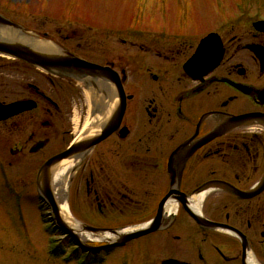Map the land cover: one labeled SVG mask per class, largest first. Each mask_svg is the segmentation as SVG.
Segmentation results:
<instances>
[{"label": "flooded vegetation", "instance_id": "1", "mask_svg": "<svg viewBox=\"0 0 264 264\" xmlns=\"http://www.w3.org/2000/svg\"><path fill=\"white\" fill-rule=\"evenodd\" d=\"M195 18L144 29L148 33L139 42L117 32L106 42H96L100 36L80 42L70 34L55 39L109 69L112 81L46 72L3 56L13 59L17 77L3 73L1 92L18 95L0 101L19 104L0 122L14 118L10 123L18 126L15 118L29 115L24 129L32 151L41 145L36 153L57 139L59 148L45 162L89 133L83 130L92 118L90 131L108 120L121 83L123 116L91 150L72 158L88 166L81 188L93 187L98 215L113 213L115 224L97 226L157 221L158 228L146 233L152 234L146 264H264V27L255 28L252 19L251 27L229 34L231 24L227 30L214 27L221 19ZM94 20L103 30L114 23L119 28L115 20ZM212 32L223 48L219 63H196V73L188 72L187 60ZM209 45L215 50L216 40ZM173 202L177 207L169 211ZM72 208L69 203L83 222Z\"/></svg>", "mask_w": 264, "mask_h": 264}, {"label": "rangeland", "instance_id": "2", "mask_svg": "<svg viewBox=\"0 0 264 264\" xmlns=\"http://www.w3.org/2000/svg\"><path fill=\"white\" fill-rule=\"evenodd\" d=\"M17 1L0 0V10L7 11L6 13L17 21L38 32L62 41L67 34L79 36L80 42L97 36L100 37L96 38V42L103 37L105 41V37L112 39L117 32L123 37L131 35L139 42L142 36L148 33L144 29L160 28L159 25L165 22L182 24L185 19L195 17L221 19L214 27L223 30L226 26L229 28L231 24L232 27L229 29L232 30L229 34H233L251 27L252 19L264 17V0H22L21 3ZM70 14L98 17L106 24H111L115 20L119 28H114L115 23L113 28L108 30L99 28L100 26L93 24V21L78 23ZM180 18L184 20L181 22ZM90 23L94 26L90 27ZM201 29L202 27H198V31ZM12 60L0 56V96L7 95L9 100L16 98L18 92L9 90L2 93L1 88L3 73L8 71L13 79L17 77L16 65L9 62ZM23 72L29 78L32 76V73L27 74L26 68H23ZM27 76L20 75L23 78ZM27 116L29 115L15 118L21 123L18 126L16 123L15 125L10 123L14 122V118L0 122V157L6 167L3 178L0 175V264H122L117 261L118 258L125 259L127 264H146L145 249L148 236L151 237L152 234L145 233V236L134 237L132 242L122 247L110 245L119 234L135 232L143 228L145 222L129 223L136 227L133 230H125L130 227L128 224L113 228L97 226L99 223L113 225L115 221L111 210H108L106 218L98 215L93 187L91 192H88L85 184L84 191L82 190V180L88 169L86 164L82 166L77 164L75 168L67 187V204H72L74 214L83 217L84 223L107 230L102 234L108 233L109 236L91 240L79 235L83 241L82 245L57 222L58 226L54 231L47 227V223L49 226L55 224L51 218L52 207L46 200H39L37 178L39 167L44 162L43 157L52 150H57L60 144L57 139H52L40 153H36L41 147L40 144L32 151V143L24 129ZM78 201L82 206V212ZM110 229H115L118 233L109 231ZM54 237L58 239L59 246L53 251L54 244L51 240Z\"/></svg>", "mask_w": 264, "mask_h": 264}, {"label": "water", "instance_id": "3", "mask_svg": "<svg viewBox=\"0 0 264 264\" xmlns=\"http://www.w3.org/2000/svg\"><path fill=\"white\" fill-rule=\"evenodd\" d=\"M213 34L214 33L209 34L201 41L197 52L186 63L185 67L188 72L192 74L196 73V63H209L207 68H213L219 63L223 54V49L220 47V43H218L217 50H210L208 53L205 52V47L208 43L210 44ZM0 52L21 58L50 72L86 79L103 77L112 81L115 78V75L106 67L78 57L52 39L25 27L21 23L11 20L2 13H0ZM116 93H118V97L116 99L114 98V102L117 103L112 108L108 120L99 127L92 128L91 131H88L89 133L83 134V136L70 149L64 150L50 157L40 167V172L37 178L38 187L50 203L52 207V215L56 222L70 235L75 237L82 245L83 241L79 237V230H76L75 227H71L65 221L60 205L55 199L52 186V171L62 160L72 159L74 157L77 158L91 150L113 130L117 125L118 120L123 116L126 107L125 93L121 83L118 85ZM74 221H77L81 225V230L90 231L94 234L107 231L99 227L91 226L77 219H74ZM157 228L158 222L154 221L135 232L119 234L118 238L114 240L111 239L112 241L110 245L123 244L134 237L144 235ZM109 231L118 233L115 229H110Z\"/></svg>", "mask_w": 264, "mask_h": 264}, {"label": "bare ground", "instance_id": "4", "mask_svg": "<svg viewBox=\"0 0 264 264\" xmlns=\"http://www.w3.org/2000/svg\"><path fill=\"white\" fill-rule=\"evenodd\" d=\"M107 108H109V112H110L111 106L107 107ZM107 108H105V111L107 110ZM94 118H92L89 125H87L84 128V130H83L84 132L90 131L91 128H89V126L94 121ZM77 164H78L77 160L64 159L61 162H59V164L57 166H55L53 168L52 186H53L55 199L57 200V202L60 205L61 212L63 214L65 221L71 227H75L76 230H79V235H81V237L91 239V240L102 239V238L108 237L109 236L108 233L107 234L106 233L94 234V233H91L90 231L81 230V225L77 221L75 222L73 216L71 215L69 205L67 204L68 201L66 198V193H67L68 183L71 180V177L74 175L75 168H76ZM176 207H177V203H175V202L167 204V208L169 211L175 210ZM135 228H136L135 226H130V227L126 228L125 230H133Z\"/></svg>", "mask_w": 264, "mask_h": 264}]
</instances>
